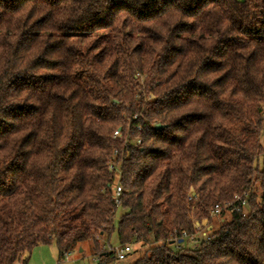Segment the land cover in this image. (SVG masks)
<instances>
[{
    "label": "trees",
    "instance_id": "1",
    "mask_svg": "<svg viewBox=\"0 0 264 264\" xmlns=\"http://www.w3.org/2000/svg\"><path fill=\"white\" fill-rule=\"evenodd\" d=\"M263 121L264 0H0V264H264Z\"/></svg>",
    "mask_w": 264,
    "mask_h": 264
},
{
    "label": "rangeland",
    "instance_id": "2",
    "mask_svg": "<svg viewBox=\"0 0 264 264\" xmlns=\"http://www.w3.org/2000/svg\"><path fill=\"white\" fill-rule=\"evenodd\" d=\"M261 143L264 146V121L261 129ZM244 206L245 208L243 211L245 213L250 212V207L246 206V204ZM120 214L121 211L118 210L116 219L119 217ZM225 218L229 219V215L226 214ZM192 219L193 220L198 219L199 221L203 220L205 225L207 224L205 220L206 218H198L196 215H192ZM221 219L222 218L220 214L215 215L213 220V226L217 227L221 223L220 222ZM206 227H203L199 233L197 232L196 235L199 237V240H203V238L207 236V232L205 230ZM100 240L102 246L103 245L111 246V245H116L118 243L115 233L110 235L109 232H107L101 237ZM187 243L188 242L186 241L184 242V244ZM147 245L153 246L154 243L153 242H150L149 244H145V243L142 244V242L133 243L132 244L133 252L130 255H128L125 259H118L117 257H113L111 259L110 258L106 259L105 262H107L106 264H130L136 258H139L146 253L148 248ZM93 246L94 245L91 242H83L81 244H77L73 248L72 252L69 253V257L74 258V260L69 261L70 258L69 259L59 258L58 249L54 242L48 245H39L32 250L29 259L25 264H81L80 262L81 259L85 260V264H97L99 257L97 254L96 255L93 254ZM80 248H82L83 250L80 251ZM170 248H174V245L171 246ZM24 258L26 257L24 256L23 259ZM23 259H21L20 261H23ZM16 264L19 263L17 262ZM21 264L23 263L21 262Z\"/></svg>",
    "mask_w": 264,
    "mask_h": 264
},
{
    "label": "built area",
    "instance_id": "3",
    "mask_svg": "<svg viewBox=\"0 0 264 264\" xmlns=\"http://www.w3.org/2000/svg\"><path fill=\"white\" fill-rule=\"evenodd\" d=\"M135 117H137V115H135ZM137 127L140 128V125H137ZM113 136H114V137H120V136H121L120 130H116V131L114 132V135H113ZM140 142H141V140L138 139V143H140ZM116 155H117V150H114V158L116 157ZM114 167H115V163H111V165H110V169L113 170ZM115 171L117 172L116 168H115ZM119 175H120V174H117L118 178H119ZM121 191H122V187H121L119 184H117V185L115 186V188H114V198H115V201H116L117 203L119 202V196H120ZM235 197H237V196L235 195ZM189 199L191 200L192 197L190 196ZM245 204H246V202L243 200V201H242V205H245ZM235 209H236L238 212L240 211V207H236ZM220 213H221V209H220V207L217 205V206H216V209L214 210V213H213V214H214V215H218V214H220ZM205 220H206V223H207L206 225H205V223L203 222V220H202V221H199L198 219L193 220V226H194V228L197 230L198 233L202 230L203 227H206V226L208 225V219H205ZM183 237H188V234H187L186 232H184V233H183ZM191 238H193V237H191ZM107 248H108V250L111 249L110 246H107ZM114 249H115V251H116V256H117L119 259H124V258L127 256V254L133 252V247H131L130 245H116V247H115ZM69 253H70V252H66V253H64L63 258H68V259L70 258L69 261H71L72 259H71V257H69Z\"/></svg>",
    "mask_w": 264,
    "mask_h": 264
},
{
    "label": "crops",
    "instance_id": "4",
    "mask_svg": "<svg viewBox=\"0 0 264 264\" xmlns=\"http://www.w3.org/2000/svg\"><path fill=\"white\" fill-rule=\"evenodd\" d=\"M40 245H43V244H40ZM38 246H39V245H38ZM71 259L74 260V258H71ZM21 262H22L23 264L26 263V262H23V261H18L19 264H21ZM80 262H81V264H85V260H84V259H81ZM16 263H17V262H16Z\"/></svg>",
    "mask_w": 264,
    "mask_h": 264
},
{
    "label": "water",
    "instance_id": "5",
    "mask_svg": "<svg viewBox=\"0 0 264 264\" xmlns=\"http://www.w3.org/2000/svg\"><path fill=\"white\" fill-rule=\"evenodd\" d=\"M159 126V124L157 125V127ZM83 249L82 248H80V251H82ZM28 256V253H25V257H27Z\"/></svg>",
    "mask_w": 264,
    "mask_h": 264
}]
</instances>
